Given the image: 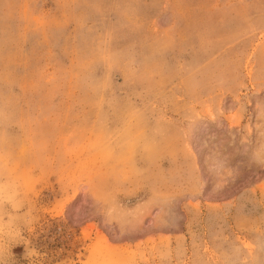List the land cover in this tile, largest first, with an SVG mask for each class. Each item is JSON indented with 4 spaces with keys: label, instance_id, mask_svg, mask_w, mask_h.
I'll list each match as a JSON object with an SVG mask.
<instances>
[{
    "label": "rangeland",
    "instance_id": "rangeland-1",
    "mask_svg": "<svg viewBox=\"0 0 264 264\" xmlns=\"http://www.w3.org/2000/svg\"><path fill=\"white\" fill-rule=\"evenodd\" d=\"M0 264H264V0H0Z\"/></svg>",
    "mask_w": 264,
    "mask_h": 264
}]
</instances>
